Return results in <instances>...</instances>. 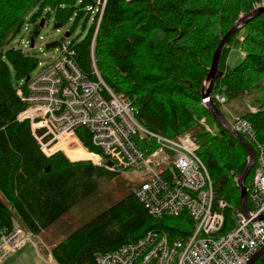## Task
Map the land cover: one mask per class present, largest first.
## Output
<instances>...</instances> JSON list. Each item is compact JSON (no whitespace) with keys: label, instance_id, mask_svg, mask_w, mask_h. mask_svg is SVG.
<instances>
[{"label":"trees","instance_id":"16d2710c","mask_svg":"<svg viewBox=\"0 0 264 264\" xmlns=\"http://www.w3.org/2000/svg\"><path fill=\"white\" fill-rule=\"evenodd\" d=\"M2 1L13 12L0 22V234L21 227L36 237L94 193L96 182L117 172L90 162L77 163L93 158L80 147L66 150L68 158L76 163L59 153L51 157L42 153L30 123L18 122L25 105L16 94L17 85L37 69L39 59L16 48L4 52L5 39L19 34L28 22L34 25L31 37L36 39L42 30V19L45 22L53 19L55 29L59 30L74 18V27L68 32L71 36L81 21L86 30L92 19L85 39L70 44L80 68L87 74L91 72V53L95 48L102 78L114 92L131 100L138 121L161 136L175 138L194 132L200 119L213 117L205 107L204 82L214 53L241 15H248L261 2L107 0L97 28L100 13L93 15L88 10L98 7L96 0ZM33 10L36 11L30 15ZM218 16L214 35L204 33L210 45L194 48L203 30L200 22L208 20L207 27H214ZM243 29L247 31L244 39L238 37L243 30H237L231 39L232 46L228 45L231 40L227 45L230 50H242L246 57L230 68L227 65L230 52L225 54V46L219 63L222 76L215 82L212 99L224 118L217 95L226 98V104L237 98L254 99L257 112L246 111L239 117L253 127L255 142L243 138L257 151L256 143L264 147V96L252 94L264 85V13L251 18ZM62 43H49L47 50ZM80 138L91 151L99 152L90 145L89 135L87 139ZM198 155L212 178L215 205L220 201L227 203L223 230L226 233L228 226L234 225V215L242 211L237 179L248 166V150L222 126L200 142ZM255 170L256 165L245 182L246 188L251 186ZM194 229L195 223L187 212L177 217L155 218L132 192L72 232L53 248L52 254L57 264H97L99 255L114 252L149 231L167 233L172 240H187ZM261 262L264 264V257L256 264Z\"/></svg>","mask_w":264,"mask_h":264},{"label":"built area","instance_id":"2783aa9c","mask_svg":"<svg viewBox=\"0 0 264 264\" xmlns=\"http://www.w3.org/2000/svg\"><path fill=\"white\" fill-rule=\"evenodd\" d=\"M88 10L98 12V8ZM30 45L28 39L20 51L31 52ZM67 45L55 48L50 63L39 62V71L17 85L16 94L25 105L18 122L30 123L47 157L59 152L67 155V149L77 147L90 152L80 138L89 135L90 145L99 151L90 152L95 159H87L94 165L104 167L103 161L110 160L118 171H142L145 180L135 195L151 216L177 217L187 212L195 223L187 240H172L167 233L152 230L114 252L99 255L97 264H249L264 249V147L256 143V170L247 188L249 211L235 214L234 225L223 233L227 203H214L213 181L198 155V139L190 133L168 138L144 127L131 100L116 94L101 77L95 48L87 74L76 61L75 49ZM216 99L226 105V98ZM229 124L234 132L255 142L249 122L236 117ZM37 239L21 227L2 232L0 264L29 244L40 251Z\"/></svg>","mask_w":264,"mask_h":264},{"label":"rangeland","instance_id":"374dc122","mask_svg":"<svg viewBox=\"0 0 264 264\" xmlns=\"http://www.w3.org/2000/svg\"><path fill=\"white\" fill-rule=\"evenodd\" d=\"M106 1L107 0H99V3H98V0L95 1L98 4L97 8H98V12L100 13L99 22H98L97 26L99 25V23L101 21V17H102V14L104 12ZM187 7L191 8L190 5ZM24 9L21 11V13H23ZM260 9H264V0H261V2L256 3L254 5L252 12H254L256 10H260ZM35 11L36 10H33L32 12H30V15ZM12 12H13L12 7H9V9H8L5 5V3L2 0H0V22L6 18L11 17ZM95 13H97V12H94L93 15H95ZM251 13H249V14H251ZM248 15L245 16L244 14H242L240 17V18H244V22H243L244 24L239 29H237L238 32L243 30V31H241V33L238 36L240 40L244 39V35L247 32L245 29H243L244 26L248 23L249 20H251V18H253V17L249 18ZM219 18L220 17L218 16L215 19L216 25L214 27L213 26L207 27L206 22H208V20H206V21L202 20L200 22V27H203V30L199 33L198 39H197L198 44L196 46H194V48H197V46L198 47H203V46L208 47L210 45V43H207V41H205L204 33L207 35L210 34L211 36H213L216 29L218 28ZM26 20H27V18H26ZM74 20L75 19L73 18L72 20H70L68 22V24L64 28L56 30L55 29V21L53 19H50L47 22H45V19H42V20H40L41 21L40 25L42 27V30L36 39L31 37V30L32 31L34 30V25L31 22H28L19 34L10 35L9 37H7L5 39L3 51L4 52L8 51L11 48H16V49L20 50L25 41L30 39V41L32 42V39H34V47H32V45H30V47L32 48V51L31 52L27 51V52H29L27 54L34 55L36 58L39 59V62H42L43 64H48L53 60V57L55 56V53H56L55 48H53L51 50H47V45L49 43L61 41L63 43L60 44L58 47L68 44L67 46L70 48L71 47L70 44L72 42H74V41L81 42L87 36L89 29H90V26L92 25V19L88 23L86 30H83L84 21H81L78 24L76 30L73 32V34L69 38H66V35L68 34V32L71 31L74 27ZM42 24H43V26H42ZM232 41L233 40H231L229 42L230 44H228L230 47L232 46L231 45ZM64 43H66V44H64ZM228 45H226V49H225L226 55L228 54V52H230L228 55V58H227L228 59L227 65L230 68H234L244 59V57H246V54L242 50H239L237 48H232L230 50ZM58 47H56V48H58ZM249 48H250V45H249ZM239 52H240V55H239ZM240 56H242V59ZM224 57H226V56H224ZM94 59H96L95 53H94ZM211 65H212V63H211ZM91 66H92V61H91ZM96 66H97V59H96ZM97 68H98V66H97ZM225 69H226V67H225ZM38 71H39V63H38L37 69L30 76H34ZM12 73L14 76L15 74H14L13 70H12ZM30 76H28L27 78H30ZM27 78L23 79L22 81H24V80L28 81ZM204 86H206V91H207V89L209 87V81H207V79L204 82ZM110 88H112V87H110ZM256 93L259 94L260 96H264V85L262 86V90L256 89V91H253L252 95L255 97ZM116 94H122V93H116ZM217 96L222 97L221 95H217ZM249 98H247V99L237 98L236 101L230 102V103L226 104L225 106H223L224 116L228 122L231 123L233 121V118L239 117V115L243 114L246 111H249L250 113H256L257 112V110H258L257 106L255 107V105L252 103L254 101V99L250 100ZM221 127H222V125L219 122H217V120L214 119L213 117H209V118L205 117V118H202L198 121V128H195L192 130L194 132L189 131L187 133H190L194 137H196L198 139V142L200 143L206 139V136L208 133L215 134L220 130ZM245 141L249 145L252 146L250 141H247V140H245ZM80 142H82V141L80 140ZM84 145H85V143H84ZM254 151H255V149H254ZM90 152H92V151L90 150ZM59 154H62L70 162H72L65 153L59 152ZM107 161H110V160H107ZM79 162H90L91 164H93L90 160H83V161H79ZM72 163H76V162H72ZM95 166H97V165H95ZM254 166H255V164H254ZM99 167H101V166H99ZM102 168L106 169L105 166ZM110 171H115L117 173L113 177L108 176V177H105L102 180L96 182L97 187H96V191L94 193H92L86 199H83L82 201L78 202L76 205H74L73 208L70 209V211L63 218H61L54 225L43 230V232L40 233L39 239H37V243H38V246L40 248H41V246L44 248H46V246L53 248L54 246H51L50 244H47V243L53 242L54 236L60 234V237L57 238V242H56L57 243L56 245H58L62 240H64L66 237H68L72 232L79 229L80 227H82L86 223L94 220L103 211H105L106 209L110 208L112 205H114L117 202H119L120 200H122L128 194L135 192V190L138 189V187L145 180V178L141 175L142 174L141 170L131 169V170H126V171H118L117 168H114V163H113V167L111 168ZM262 257H264V255ZM261 264H262V262H261Z\"/></svg>","mask_w":264,"mask_h":264},{"label":"water","instance_id":"95a60500","mask_svg":"<svg viewBox=\"0 0 264 264\" xmlns=\"http://www.w3.org/2000/svg\"><path fill=\"white\" fill-rule=\"evenodd\" d=\"M262 13H264V9H260V10H256L254 12H252L251 14L248 15V17H258L260 16ZM244 18H240V20L234 25V27L226 34V36L221 40L216 52L214 53L213 56V60H212V65L210 68V72L208 74L207 77V81H209V87L206 91V86L204 88V103H205V107L207 108V110H209L211 112V114L213 115L214 119L217 120V122H219L225 129L228 130V132L232 133L236 138H238L241 142H243V144H245L248 153H249V161H248V166L244 172V174L239 178V180L237 181V186L241 191V198H242V210L245 213H248V203H247V188L245 186V182L248 179L254 164H255V151L254 148L249 145L245 139L240 136L239 134H237L236 132H234L230 126V124L228 123V121L222 116V114L220 113L219 109L217 108L216 104L214 103L213 99H212V90L214 88V84L216 82V80L218 78H220L222 76V73L219 70V63H220V58L223 52V49L225 48V46L227 45V43L229 42V40L232 38V36L234 35V33L236 32L237 29H239L244 23ZM43 26V24H42ZM70 34L68 33L66 35V38H69ZM32 47H34V39H32L31 42ZM27 80H29V78H27ZM103 166H105L106 168H112L113 167V162L111 161H103ZM264 255V249H262L252 260L249 264H256V262Z\"/></svg>","mask_w":264,"mask_h":264},{"label":"crops","instance_id":"0c3cea01","mask_svg":"<svg viewBox=\"0 0 264 264\" xmlns=\"http://www.w3.org/2000/svg\"><path fill=\"white\" fill-rule=\"evenodd\" d=\"M240 57L242 59V56ZM58 237H60V234L54 236L53 242L47 244L55 247ZM49 248V246H46V248L41 246L40 251H38L34 246L29 244L22 251L11 256L3 264H57L52 254L53 248Z\"/></svg>","mask_w":264,"mask_h":264},{"label":"bare ground","instance_id":"6f19581e","mask_svg":"<svg viewBox=\"0 0 264 264\" xmlns=\"http://www.w3.org/2000/svg\"><path fill=\"white\" fill-rule=\"evenodd\" d=\"M82 150H84L83 148H82ZM85 151V150H84ZM85 152H87V151H85ZM87 153H90V152H87ZM91 155H93V158L95 159L96 158V156L94 155V154H92V153H90Z\"/></svg>","mask_w":264,"mask_h":264}]
</instances>
